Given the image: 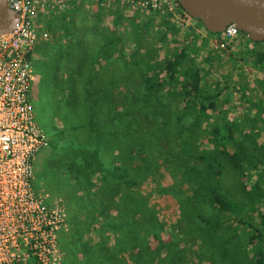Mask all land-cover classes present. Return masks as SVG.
<instances>
[{
    "label": "trees",
    "instance_id": "obj_1",
    "mask_svg": "<svg viewBox=\"0 0 264 264\" xmlns=\"http://www.w3.org/2000/svg\"><path fill=\"white\" fill-rule=\"evenodd\" d=\"M86 1L74 2L69 9ZM175 2L181 15L190 18ZM164 26L172 35L178 33L168 19ZM134 28L140 35L134 40L139 47L124 61L135 69L126 72L121 101L114 80L98 82L101 66L96 69L95 58L84 69L86 50L80 57L75 52L67 56L74 60L72 72L77 77L85 74L89 86L80 96L73 93L76 101H83L89 123L102 124V130L92 134L107 154V160L96 162L99 151H89L86 169L77 167L90 196V223H102L101 239L85 245L82 263L188 264V242L197 239L199 263L264 264V99L247 100L239 117L228 116L219 95L251 90L246 80L232 86L217 81L210 89L202 83L199 66L187 62L185 47H175L162 62L152 63V49L139 51L147 28L140 24ZM160 38L165 40L166 32ZM237 54L244 61L252 59L255 68L264 66V49L245 46ZM204 58L210 61L209 55ZM135 71L139 83L132 90L128 84ZM256 88L264 97V76L256 78ZM97 171L101 179L93 181ZM165 175L171 178L168 185L160 182ZM224 177H232L234 193L225 187ZM149 179L154 190L145 193L141 188ZM154 191L175 196L184 224L166 228L149 203ZM256 213L259 221L254 219ZM165 231L169 237L163 239ZM110 234L115 238L111 246ZM124 252L128 255L122 256Z\"/></svg>",
    "mask_w": 264,
    "mask_h": 264
},
{
    "label": "rangeland",
    "instance_id": "obj_2",
    "mask_svg": "<svg viewBox=\"0 0 264 264\" xmlns=\"http://www.w3.org/2000/svg\"><path fill=\"white\" fill-rule=\"evenodd\" d=\"M173 4L174 13L165 8L147 11L139 7L132 9L129 5L118 2L99 3L89 0L77 4L72 9L69 7L56 13L53 17L40 20V29L46 31L49 36L46 40L40 39L34 49L33 81L29 99L33 106L35 121L45 134L48 145L35 156L32 184L37 193L48 194L49 200H56L66 212V230L59 233L62 264H84L82 259L85 245H92L101 239L102 223L98 221L102 217L98 223H90L89 213L92 211L90 196L85 194L86 182L77 167L80 165L85 170L89 161V151L94 152L96 149L99 151V159L95 156V161L107 160V154L101 151L95 134H92V131L99 133L102 124L95 123V120L90 124L83 101L80 98L76 101L78 97L74 96L73 91L80 96L89 84L86 83L85 74L77 77L75 72H72L74 60L67 59L71 52L72 54L75 52L79 57L83 50L88 52L84 69L89 59L95 58L96 69L101 66L98 82L114 80L117 89L119 86L120 93L116 94L121 101L124 91L121 86L125 82L126 72L135 69L130 66L127 68L124 61H129L137 52L139 44L134 40L140 39V35L134 25L140 24L147 29L143 30L145 37L141 46H144L139 51L152 49L154 51L152 63L162 62L165 56L174 52L175 47H185L188 53L187 62L199 66L202 83H206L210 89L217 81L230 86L236 81H247L251 90L241 93L232 89V94L227 95V91H223L219 95V100L228 107V116L239 117L247 100L264 99L256 88V78L264 76V66L255 68L252 59L244 61L242 57H236L245 46L257 51L263 50L264 43H249L250 38L240 33L229 39L221 35H210L198 20L192 17L184 18L175 0ZM167 12L171 16H168ZM165 19L178 29L175 36L170 30H166ZM162 32H166L165 40L160 38ZM221 42H224L223 47L219 45ZM121 52L124 54L123 59H120ZM208 55L210 61L204 58ZM138 57L135 56L134 59ZM138 83V73L135 71L128 85L133 90ZM251 111L254 112L255 108ZM172 115L175 116L176 113ZM93 179L100 181L101 172L97 171ZM170 179L165 175L160 182L168 185ZM153 185L149 179L144 182L141 189L149 193L154 190ZM224 185L230 187L231 193L237 190L232 177H224ZM154 192L148 198L149 203L156 209L157 217L166 228L182 223L175 196ZM259 217L260 214L256 213L254 219L259 221ZM161 237L168 238V232L165 231ZM114 239L110 234L108 240L110 246L114 244ZM188 239L192 237L189 236ZM198 246L197 239L188 242L187 248L190 251L186 256L188 264H208L197 261ZM121 255L127 256L128 252Z\"/></svg>",
    "mask_w": 264,
    "mask_h": 264
},
{
    "label": "built area",
    "instance_id": "obj_3",
    "mask_svg": "<svg viewBox=\"0 0 264 264\" xmlns=\"http://www.w3.org/2000/svg\"><path fill=\"white\" fill-rule=\"evenodd\" d=\"M80 1L8 0L17 21L0 35V264H62L59 233L66 230V212L32 184L35 156L48 141L35 121L29 92L34 49L49 36L40 20ZM94 1L174 10L173 0ZM239 32L230 24L220 35L229 39Z\"/></svg>",
    "mask_w": 264,
    "mask_h": 264
},
{
    "label": "water",
    "instance_id": "obj_4",
    "mask_svg": "<svg viewBox=\"0 0 264 264\" xmlns=\"http://www.w3.org/2000/svg\"><path fill=\"white\" fill-rule=\"evenodd\" d=\"M190 17L201 21L211 33H223L234 24L252 41H264V0H177ZM17 21V14L0 0V27L7 32Z\"/></svg>",
    "mask_w": 264,
    "mask_h": 264
},
{
    "label": "bare ground",
    "instance_id": "obj_5",
    "mask_svg": "<svg viewBox=\"0 0 264 264\" xmlns=\"http://www.w3.org/2000/svg\"><path fill=\"white\" fill-rule=\"evenodd\" d=\"M4 31H5V29L0 27V33L4 32Z\"/></svg>",
    "mask_w": 264,
    "mask_h": 264
}]
</instances>
